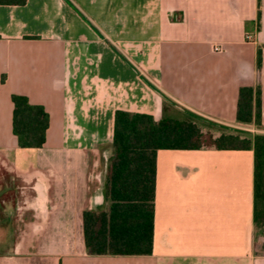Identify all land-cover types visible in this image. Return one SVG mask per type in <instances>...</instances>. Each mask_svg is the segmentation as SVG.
I'll return each instance as SVG.
<instances>
[{"label": "crops", "instance_id": "crops-1", "mask_svg": "<svg viewBox=\"0 0 264 264\" xmlns=\"http://www.w3.org/2000/svg\"><path fill=\"white\" fill-rule=\"evenodd\" d=\"M243 86L260 88V129L236 120ZM14 94L49 113L42 148L18 146ZM166 100L264 133V0L0 5V264H264L254 153L214 147L157 152L151 254H88L83 213L107 210L116 111L158 121Z\"/></svg>", "mask_w": 264, "mask_h": 264}, {"label": "trees", "instance_id": "trees-1", "mask_svg": "<svg viewBox=\"0 0 264 264\" xmlns=\"http://www.w3.org/2000/svg\"><path fill=\"white\" fill-rule=\"evenodd\" d=\"M25 0H0V5H23ZM260 0H258V5ZM260 11L258 12V19ZM262 66L261 49L257 67ZM5 78H2V82ZM12 133L23 149L46 143L50 115L25 95L12 96ZM260 88L239 90L236 120L244 127H262ZM202 127L220 130L214 136ZM252 150L254 153L253 216L264 231V133L250 134L209 123L164 101L162 118L118 110L114 117V155L106 186L107 210L84 211V241L90 255L141 256L152 253L155 225L156 159L159 150Z\"/></svg>", "mask_w": 264, "mask_h": 264}, {"label": "rangeland", "instance_id": "rangeland-1", "mask_svg": "<svg viewBox=\"0 0 264 264\" xmlns=\"http://www.w3.org/2000/svg\"><path fill=\"white\" fill-rule=\"evenodd\" d=\"M203 128V131H209V132H211V133H213V134H217L220 130H217V129H210V128H208V127H202ZM27 151H31V150H27ZM167 151H163V152H161V153H166ZM163 155V154H162ZM164 156V155H163ZM162 156V157H163ZM178 157H181V156H178ZM178 157H176L177 159H178ZM164 158V157H163ZM164 160H165V158H164ZM164 160L162 159V161H161V165H165L166 163H164ZM160 167H162V166H160ZM5 242V241H4ZM4 248V247H3Z\"/></svg>", "mask_w": 264, "mask_h": 264}, {"label": "built area", "instance_id": "built-area-1", "mask_svg": "<svg viewBox=\"0 0 264 264\" xmlns=\"http://www.w3.org/2000/svg\"><path fill=\"white\" fill-rule=\"evenodd\" d=\"M246 39H247L248 41H250V42L254 41V37H253L252 35H247ZM214 50H215L216 52H219V51L222 50V47L216 46V47H214Z\"/></svg>", "mask_w": 264, "mask_h": 264}, {"label": "water", "instance_id": "water-1", "mask_svg": "<svg viewBox=\"0 0 264 264\" xmlns=\"http://www.w3.org/2000/svg\"><path fill=\"white\" fill-rule=\"evenodd\" d=\"M195 116H197V115H195ZM198 118H200L201 120H203V121H206V122H209V123H213V122H211V121H209V120H206V119H204V118H202V117H200V116H197ZM213 124H215V123H213Z\"/></svg>", "mask_w": 264, "mask_h": 264}]
</instances>
